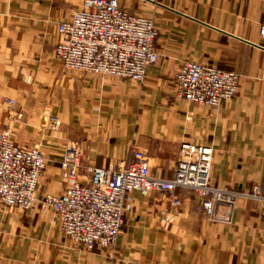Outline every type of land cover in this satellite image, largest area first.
Returning <instances> with one entry per match:
<instances>
[{
  "label": "crops",
  "instance_id": "0c3cea01",
  "mask_svg": "<svg viewBox=\"0 0 264 264\" xmlns=\"http://www.w3.org/2000/svg\"><path fill=\"white\" fill-rule=\"evenodd\" d=\"M83 0H0V128L38 147L46 166L34 207L0 204V264H264V205L243 198L228 221H210L195 192L128 194L113 248L87 251L60 231L41 198L59 195L61 153L68 141L81 152L77 181L93 168H116L142 152L152 175L171 179L182 142L213 150L211 184L239 194L254 187L264 198V0H115L130 14L153 20L159 58L143 82L68 70L55 60L57 26ZM186 62L239 75V90L210 108L177 99L174 74ZM15 101L21 119L8 115ZM59 119L58 131L41 127ZM173 218L168 228L159 221Z\"/></svg>",
  "mask_w": 264,
  "mask_h": 264
},
{
  "label": "built area",
  "instance_id": "2783aa9c",
  "mask_svg": "<svg viewBox=\"0 0 264 264\" xmlns=\"http://www.w3.org/2000/svg\"><path fill=\"white\" fill-rule=\"evenodd\" d=\"M54 58L64 68L97 76L143 82L146 68L157 62V30L153 20L130 14L115 0H83L67 21L57 26ZM264 39V21L259 28ZM239 75L198 62L183 63L174 74L173 90L177 99L217 108L230 101L239 90ZM8 115L22 118L15 101H6ZM41 127L55 132L60 121L52 115L42 118ZM213 150L182 142L171 179L152 175L144 154L134 152V161L116 168H93L88 183L77 181L81 152L77 143L68 141L62 149V179L66 186L59 195L46 193L41 198L57 217L60 231L87 251L113 248L127 212L128 194L148 196L152 192L169 194L172 208L181 200L175 190L196 193L199 207L210 221H228L238 199H258L261 190L239 194L211 184ZM46 160L38 147L17 143L7 129L0 128V204L26 211L34 207L37 186ZM264 213V211H263ZM165 212L159 221L168 228L173 218Z\"/></svg>",
  "mask_w": 264,
  "mask_h": 264
}]
</instances>
